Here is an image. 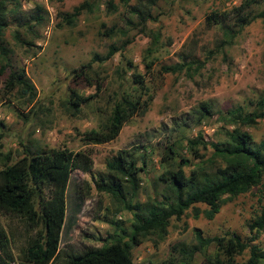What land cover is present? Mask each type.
Instances as JSON below:
<instances>
[{"label": "rangeland", "instance_id": "rangeland-1", "mask_svg": "<svg viewBox=\"0 0 264 264\" xmlns=\"http://www.w3.org/2000/svg\"><path fill=\"white\" fill-rule=\"evenodd\" d=\"M17 1V13L7 16L3 31L7 53L4 58L0 55V65L7 63L9 67L23 69L34 86L35 96L27 104L15 92L4 89L9 68L0 75V153H9L8 162H12L25 150L34 148L90 152V169L68 174L61 250L81 252L108 242L106 238L113 227L107 219L117 220L121 228L129 230L131 211L122 209L120 203L96 187L99 177L105 179L109 172L106 161L118 150L132 149L138 158L137 166L142 168L136 174L134 194L125 178L121 179L125 198L140 202L159 199L164 187L157 176L166 165L158 160L166 145L174 148L177 158L190 160L183 167L185 174H189L199 159H194L186 149V140L200 134L207 149L199 144L198 153L208 157V143L224 138L222 126L231 128L221 119L224 111L236 105L250 110L247 102L264 95V17L242 27L229 45H221L220 25H206L204 21L211 10H228L240 0H154L152 5L149 0ZM83 1L90 3V10L82 9L72 24H66V15ZM108 1L113 7L107 5ZM141 3L147 5L154 20L140 23L131 12L132 6ZM36 6L45 10L39 24L32 20ZM263 7L264 3H260L253 11ZM226 23L230 25L229 21ZM15 33L20 41L30 44L17 41ZM110 45L119 49L110 58L101 59ZM148 60L152 65L144 73V62ZM194 60L199 64L193 63L189 69L160 72L162 65ZM132 72L143 75V83L152 93L148 106L125 122L114 139L84 144L83 133L100 128L115 100L124 92L135 95L142 91L132 82ZM96 84V95L72 114L66 104L69 91L92 94ZM202 102L210 105V116L200 118ZM242 129L257 143L264 137V118ZM2 160L0 157V167ZM262 202V186L230 198L223 196L211 219L201 213L206 206L196 203L197 216L189 207L180 219H169L162 240L145 239L132 247V261L157 263L168 255L178 257L170 247L194 244L195 228L203 236L235 232L244 241L252 236L251 243L264 250V230L249 231L247 227ZM1 220L15 232L16 253L24 238L20 223ZM212 252L214 245L209 244L204 253ZM247 255L245 249L235 260L243 261ZM202 257L203 253L196 252L191 264H198Z\"/></svg>", "mask_w": 264, "mask_h": 264}, {"label": "trees", "instance_id": "trees-1", "mask_svg": "<svg viewBox=\"0 0 264 264\" xmlns=\"http://www.w3.org/2000/svg\"><path fill=\"white\" fill-rule=\"evenodd\" d=\"M149 1L151 5L154 2V0ZM260 3H264V0H240L228 10H211L204 16L205 24L220 25L221 45H229L242 27L256 18L264 17V7L256 12L253 11V7ZM107 5L113 7L109 1ZM18 7L17 0H0L2 58L7 53L3 40L7 16L17 13ZM90 7V3L86 1L73 7L66 15V24H72L82 9L89 11ZM130 9L140 23L146 19H155L144 3L132 6ZM34 10L32 20L39 24L43 20L45 10L40 6H36ZM226 21H229L230 25ZM14 37L19 40L17 33ZM19 42L30 44L20 40ZM118 49L110 45L101 59L110 58ZM149 53L150 51L147 50V56ZM193 63L199 64L194 60L162 65L160 72H178L183 68H191ZM151 65V60L144 62V73L149 72ZM6 68L9 70L3 83L4 89L15 92L28 104L35 96L33 84L26 77L23 69L9 67L7 63L0 65V75ZM73 72L78 74L77 70ZM131 75L132 82L142 91L135 95L124 92L118 100H115L100 128L89 129L83 133L81 140L84 144H100L114 139L125 122L148 106L152 93L143 83V75L138 72H132ZM98 91V84L95 85V91L88 95L78 94L71 89L66 98L67 109L73 114ZM247 105L252 108L248 110L242 105H236L224 111L221 119L224 125H229L231 128L222 126L224 138L208 143V147L211 148L208 157L204 158L198 153L199 144L204 150L207 149L200 134L186 140V149L192 153L194 159H199L190 168L189 174H185L183 167L189 165L190 160L183 156L177 158L174 148L166 145L165 152L161 153L158 160L161 165H166L157 176V180L164 187L159 199L151 198L140 202L125 198L121 179L125 178L134 194L137 189L136 174L142 168L137 166L138 158L132 149L118 150L106 161L105 165L109 172L105 179L99 177L96 187L97 190L107 193L120 203L122 209L131 211L129 230L125 231L121 228L119 221L107 219L113 227L112 233L106 238L108 242L99 247L86 248L81 252L61 250L59 240L65 220L68 174L73 170L87 172L91 167L90 152L71 151L66 148H34L25 150L22 156L12 162H8L9 153H0V157L3 158L0 167V264H191L196 252L203 253L198 264H264V250L251 243L252 236L247 239L248 241H244L235 232H227L220 236H203L196 228L193 231L194 244L188 246L175 244L170 247L178 257L168 255L157 263L151 261L134 263L130 252L132 247L145 239L152 238L155 242L162 240L169 219H180L189 207L193 210V215L197 216L199 210L194 204H204L206 208L201 213L206 219H211L218 212L223 196L230 198L254 186H262L263 202L258 214L247 223V227L249 231L264 230V137L254 143L251 135L242 129V127L254 126L259 119L264 118V95L249 100ZM211 113L208 103H200V118L210 116ZM144 164L145 161L142 160V165ZM1 218L20 223L24 238L16 253L13 252L15 232L6 228ZM209 244L214 245V252L204 253V249ZM245 249L248 252L247 257L243 261H236L235 257L241 255Z\"/></svg>", "mask_w": 264, "mask_h": 264}]
</instances>
